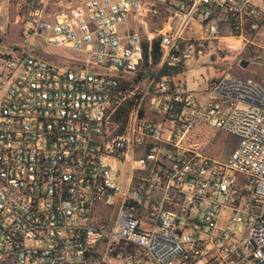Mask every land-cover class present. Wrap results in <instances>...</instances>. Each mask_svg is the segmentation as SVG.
Returning <instances> with one entry per match:
<instances>
[{"label": "built area", "instance_id": "obj_1", "mask_svg": "<svg viewBox=\"0 0 264 264\" xmlns=\"http://www.w3.org/2000/svg\"><path fill=\"white\" fill-rule=\"evenodd\" d=\"M260 1H23L34 44L73 54L0 39V264H264V87L183 76L264 30ZM161 14L146 39L133 26Z\"/></svg>", "mask_w": 264, "mask_h": 264}, {"label": "rangeland", "instance_id": "obj_2", "mask_svg": "<svg viewBox=\"0 0 264 264\" xmlns=\"http://www.w3.org/2000/svg\"><path fill=\"white\" fill-rule=\"evenodd\" d=\"M24 0H0V39L1 44L12 47L18 52L29 51L45 59L55 62H65L66 56L72 51L64 48L45 46L39 40H32L27 34L28 25L21 18V5ZM78 1V0H74ZM143 25L133 24L134 28L146 37L155 35L163 26L162 14L158 17L138 18ZM208 56H200L198 61H192L186 66L183 76L188 79L187 87L198 92L205 88V81L220 77L224 74H233L253 79L264 87V30L255 32V36L248 42L224 40L221 45H214L208 49ZM247 63L245 68L240 63ZM231 68V70H229ZM237 144V139L227 133H217L209 155L218 161L226 160ZM114 170L124 172L125 165L117 160L110 159Z\"/></svg>", "mask_w": 264, "mask_h": 264}, {"label": "trees", "instance_id": "obj_3", "mask_svg": "<svg viewBox=\"0 0 264 264\" xmlns=\"http://www.w3.org/2000/svg\"><path fill=\"white\" fill-rule=\"evenodd\" d=\"M21 6L23 7V3H22ZM143 46H144V49H145V51H146V49H147V44L144 43ZM151 50H152V54H153V57H154V58H158V57L161 55V49H160V47H159V40H158V39H155V40H153V41L151 42ZM165 73H167V71H163V72L160 74V76L164 75ZM220 77H221V76H220ZM220 77L214 78L213 80L216 81V80H217L218 78H220Z\"/></svg>", "mask_w": 264, "mask_h": 264}, {"label": "water", "instance_id": "obj_4", "mask_svg": "<svg viewBox=\"0 0 264 264\" xmlns=\"http://www.w3.org/2000/svg\"><path fill=\"white\" fill-rule=\"evenodd\" d=\"M246 66H247V63H246V62L242 61V62L240 63V67H241V68H245Z\"/></svg>", "mask_w": 264, "mask_h": 264}, {"label": "crops", "instance_id": "obj_5", "mask_svg": "<svg viewBox=\"0 0 264 264\" xmlns=\"http://www.w3.org/2000/svg\"><path fill=\"white\" fill-rule=\"evenodd\" d=\"M255 3H257V4H261V1L260 0H253ZM205 86H206V84H205Z\"/></svg>", "mask_w": 264, "mask_h": 264}]
</instances>
